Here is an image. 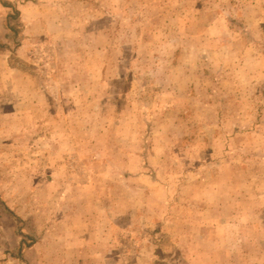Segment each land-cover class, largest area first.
I'll use <instances>...</instances> for the list:
<instances>
[{
  "label": "rangeland",
  "instance_id": "rangeland-1",
  "mask_svg": "<svg viewBox=\"0 0 264 264\" xmlns=\"http://www.w3.org/2000/svg\"><path fill=\"white\" fill-rule=\"evenodd\" d=\"M6 1L0 264H264V0Z\"/></svg>",
  "mask_w": 264,
  "mask_h": 264
},
{
  "label": "trees",
  "instance_id": "trees-1",
  "mask_svg": "<svg viewBox=\"0 0 264 264\" xmlns=\"http://www.w3.org/2000/svg\"><path fill=\"white\" fill-rule=\"evenodd\" d=\"M1 4L3 5V7L8 8V9H12V3L6 1V0H0ZM21 16V13L19 10L14 9V14H10L9 18L14 19V20H18ZM20 23L18 24H11V23H7V31H8V35L6 37V39H8L9 41L12 42H17V40L19 39V35H20ZM7 44H5L1 39H0V52H3L4 50L7 49Z\"/></svg>",
  "mask_w": 264,
  "mask_h": 264
}]
</instances>
